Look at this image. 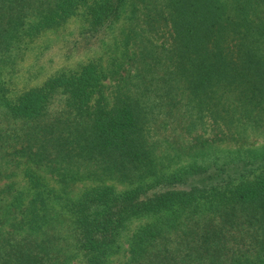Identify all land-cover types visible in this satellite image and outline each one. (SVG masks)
I'll return each instance as SVG.
<instances>
[{
	"label": "trees",
	"instance_id": "16d2710c",
	"mask_svg": "<svg viewBox=\"0 0 264 264\" xmlns=\"http://www.w3.org/2000/svg\"><path fill=\"white\" fill-rule=\"evenodd\" d=\"M82 7L95 32L130 12L126 60L110 95L108 74L90 63L5 99L21 131L0 121V154L25 160L27 186L0 196V264H110L126 236L124 264H264V151L197 154L173 169L172 146L154 136L264 114V0H0V47ZM90 179L100 183L65 194Z\"/></svg>",
	"mask_w": 264,
	"mask_h": 264
},
{
	"label": "rangeland",
	"instance_id": "374dc122",
	"mask_svg": "<svg viewBox=\"0 0 264 264\" xmlns=\"http://www.w3.org/2000/svg\"><path fill=\"white\" fill-rule=\"evenodd\" d=\"M129 13L111 28L106 27L95 32L90 28L85 7H82L61 26L47 28L32 39L28 38L20 43L9 41L6 46L0 47V121L3 122L2 127L10 121L16 131H21V128L17 129L21 126L20 120L6 118L8 111L4 103L6 98H15L22 91L41 85L50 76L62 71L78 69L85 64L94 63L108 74L109 78L104 83L106 93L110 95L115 89V80L112 77L114 67L117 63L126 60L124 57L125 38L131 25ZM167 35L165 28L162 35H156L153 40L161 43L166 40ZM56 106L57 104L52 105L51 108L55 109ZM254 115L252 118H242L237 115L236 118L241 120L221 123L222 129L215 126L209 118L206 123L199 119L203 129L193 135L186 134L170 125L168 128L161 127L154 133V136L167 141L166 150H168V144L172 146L171 154L175 159L170 164L173 169L182 163L194 160L197 154L204 158L210 153L228 156L237 152L250 151L252 154H260L264 151V114L257 116V120H254ZM12 143L13 147H4V149L14 155L12 151L20 148L21 144L18 140H12ZM11 158L13 157L8 154L2 158L0 154V167L6 171L0 181V192L9 184H14L20 189L27 186L23 173L25 160L18 163ZM44 170L46 167L42 169L39 167V171H42L58 190H62L61 184L56 180L57 177H52L47 170V173ZM98 182L99 180L91 179L81 181L63 191L71 197H76L87 187L97 185ZM105 182L113 184L118 190L132 187L131 184L119 179L105 178ZM7 195L4 191L0 193L5 202L9 199ZM60 209L56 207V211ZM65 215L59 220L60 229H66L68 226L70 215L66 212ZM142 223L143 220H136L132 224V230L134 231ZM128 238L129 236H126L123 252L115 256L110 264H124L129 259Z\"/></svg>",
	"mask_w": 264,
	"mask_h": 264
}]
</instances>
